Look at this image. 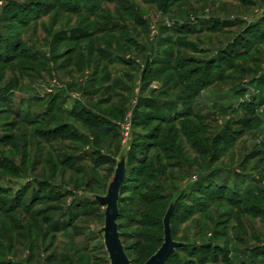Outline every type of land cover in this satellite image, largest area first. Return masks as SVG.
Returning a JSON list of instances; mask_svg holds the SVG:
<instances>
[{"label":"rangeland","instance_id":"obj_1","mask_svg":"<svg viewBox=\"0 0 264 264\" xmlns=\"http://www.w3.org/2000/svg\"><path fill=\"white\" fill-rule=\"evenodd\" d=\"M124 153L132 264H264V0H0V264H111Z\"/></svg>","mask_w":264,"mask_h":264},{"label":"water","instance_id":"obj_2","mask_svg":"<svg viewBox=\"0 0 264 264\" xmlns=\"http://www.w3.org/2000/svg\"><path fill=\"white\" fill-rule=\"evenodd\" d=\"M114 178L111 181L107 195L97 196V201L106 206L105 225L103 227L104 239L109 253L111 264H132L125 251L119 231L118 217L120 215L119 199L126 179L127 153L122 154L117 161ZM174 206H170L164 218V241L162 246L144 264H167L170 256L182 244L173 239L171 218Z\"/></svg>","mask_w":264,"mask_h":264},{"label":"trees","instance_id":"obj_3","mask_svg":"<svg viewBox=\"0 0 264 264\" xmlns=\"http://www.w3.org/2000/svg\"><path fill=\"white\" fill-rule=\"evenodd\" d=\"M106 134H108V131H106ZM125 182H126V179H125ZM125 182H124V184H123V187H124V185H125ZM123 187H122V189H123ZM20 200H21L20 203H21V202L23 203V200H22V199H20ZM173 254H174V253H173ZM173 254L170 256V258H169L167 264H179V261H180V260H176L175 262H172V261H171L172 258H173V256H174Z\"/></svg>","mask_w":264,"mask_h":264}]
</instances>
